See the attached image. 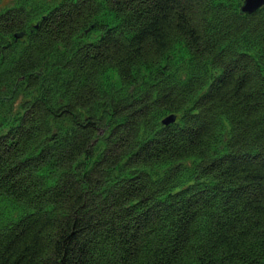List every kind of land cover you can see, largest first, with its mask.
Returning a JSON list of instances; mask_svg holds the SVG:
<instances>
[{"label": "trees", "instance_id": "1", "mask_svg": "<svg viewBox=\"0 0 264 264\" xmlns=\"http://www.w3.org/2000/svg\"><path fill=\"white\" fill-rule=\"evenodd\" d=\"M241 4L0 0V264H264Z\"/></svg>", "mask_w": 264, "mask_h": 264}, {"label": "water", "instance_id": "2", "mask_svg": "<svg viewBox=\"0 0 264 264\" xmlns=\"http://www.w3.org/2000/svg\"><path fill=\"white\" fill-rule=\"evenodd\" d=\"M262 6H264V0H243L241 13L250 15ZM168 122H170V120H166L164 123L167 124Z\"/></svg>", "mask_w": 264, "mask_h": 264}]
</instances>
